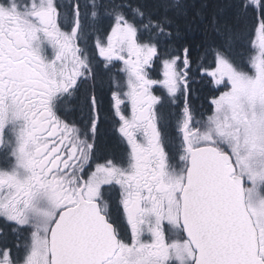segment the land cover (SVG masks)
Listing matches in <instances>:
<instances>
[{"label": "snow or ice", "instance_id": "snow-or-ice-1", "mask_svg": "<svg viewBox=\"0 0 264 264\" xmlns=\"http://www.w3.org/2000/svg\"><path fill=\"white\" fill-rule=\"evenodd\" d=\"M229 7L194 60L180 0H0V264H264V0ZM117 63L110 117L81 89ZM110 118L124 151L96 162Z\"/></svg>", "mask_w": 264, "mask_h": 264}, {"label": "trees", "instance_id": "trees-1", "mask_svg": "<svg viewBox=\"0 0 264 264\" xmlns=\"http://www.w3.org/2000/svg\"><path fill=\"white\" fill-rule=\"evenodd\" d=\"M131 3H135V0H129ZM182 4L186 6L187 20L184 17H180L179 23L182 26L183 35L190 42L192 47V58L195 60L203 53V48L207 46L212 40H219L211 27V20L215 16L221 23L232 21V9L229 7L234 0H180ZM202 10L203 15L197 16V11ZM236 51L246 59L245 49L237 46ZM179 54V53H177ZM212 57L207 56L201 62L208 66L211 63ZM155 67V65H154ZM195 67V65L193 66ZM119 67L112 68V72H118ZM153 77H158L153 75ZM159 78V77H158ZM162 91H158L161 94ZM213 95H218L210 83V77L203 75L202 73L194 74L193 81L190 83L189 90V104L194 110V114L197 119L204 118L210 115L209 101ZM180 106H183L182 99L179 102ZM166 113V112H165ZM101 137H99V151L102 154L114 155L120 152V147L115 139L114 130L107 124L100 131Z\"/></svg>", "mask_w": 264, "mask_h": 264}, {"label": "flooded vegetation", "instance_id": "flooded-vegetation-1", "mask_svg": "<svg viewBox=\"0 0 264 264\" xmlns=\"http://www.w3.org/2000/svg\"><path fill=\"white\" fill-rule=\"evenodd\" d=\"M112 74H113V76H112ZM110 77H115L117 80L120 79L119 73L118 72H112V70H111L110 73H107V74H104L103 75L102 81L100 79H98V80H96L94 82L93 81L86 82L85 85H84V87L81 89V92L83 93L85 91H92L93 90L92 89V84L95 83V89L94 90H95L97 96L100 99H102L104 112L108 113L109 116L111 117V106H112V103H113L112 96H111V92L112 91H115L116 89L111 86ZM159 111H161L163 113L166 112L164 108L162 110L159 109ZM75 115H76L77 118H83V119H86L87 118L86 114L81 113L79 111H77L75 113ZM166 117H167V119L169 118L168 116H166ZM107 124H109L110 127H111V129L114 130V133H115L114 136L116 135V138L115 139H118V141L116 140L117 143L119 144V147H120V152H118V155L117 154H114V155L102 154L101 151H99V148H101L99 146V137H101L100 131ZM166 131H167V134L170 137H173V138L176 137V135H177V129L175 128V124H174L173 121H171V122L168 121ZM117 134H118V136H117ZM123 151H124V146L121 143L119 133H117V131L115 130L114 122L110 118L108 121L103 122L102 124H100L98 126V132H97V136H96V155L99 157V159L96 162L102 163L103 162V159L105 157H107V158L117 157ZM113 196H115L114 193H113ZM117 212H119V209H117ZM7 240H8L9 243H12L14 241L17 242V243L21 242V241L16 240V238L11 233H9L7 235Z\"/></svg>", "mask_w": 264, "mask_h": 264}, {"label": "rangeland", "instance_id": "rangeland-1", "mask_svg": "<svg viewBox=\"0 0 264 264\" xmlns=\"http://www.w3.org/2000/svg\"><path fill=\"white\" fill-rule=\"evenodd\" d=\"M101 28L104 27V25H101L100 26ZM90 43H91V40H90ZM177 54V53H176ZM116 66H118L119 68L122 66L120 65L119 63L116 64ZM119 73V72H118ZM113 76V74H112ZM118 78V77H117ZM155 78V77H153ZM158 78V77H156ZM119 80V79H118ZM221 91L224 90V89H220ZM162 93L161 94H158L157 95H161L162 96V100H163V108L165 109L166 113H163L165 116H168L169 118L167 119V123L168 121H173L174 124H175V128H176V122H177V119H178V116H179V112L182 108V106H180L179 102L181 100V98L178 96L177 99L175 100V102L173 103L166 95V92L164 90H161ZM162 108V109H163ZM161 109V110H162ZM197 119V118H196ZM199 119H203V118H199ZM118 133V132H117ZM118 136V134H117ZM115 138H116V135H115ZM118 141V139H116ZM119 145V144H118Z\"/></svg>", "mask_w": 264, "mask_h": 264}]
</instances>
